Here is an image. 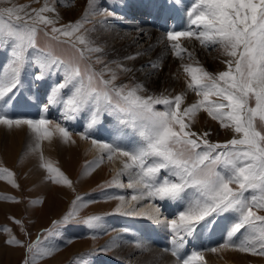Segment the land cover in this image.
I'll return each instance as SVG.
<instances>
[{"label": "snow or ice", "instance_id": "6c2138e0", "mask_svg": "<svg viewBox=\"0 0 264 264\" xmlns=\"http://www.w3.org/2000/svg\"><path fill=\"white\" fill-rule=\"evenodd\" d=\"M89 2L91 6L94 0ZM175 2L179 4L181 0ZM26 8L13 6L0 13V46L9 43L13 46L12 59L0 74V101L6 105V98L11 99L18 89L27 53L36 49L40 53L37 63L41 69L37 79H42L45 72H63V80L53 87L48 102L57 103L60 91L70 86V94L62 101L66 119H75L74 114L90 108L92 116L87 128L91 129L100 113H115L120 123L138 137V142L127 148L91 140L93 146L107 153L109 161L124 158L121 160L123 169L114 177L112 186L125 187L119 177L123 171H129L130 181L126 186L137 192L130 197L132 201L149 198L181 206L175 218L161 220L160 206L152 207L151 212L129 211L128 197L108 196V199L120 201L117 214L144 215L165 224L173 234L171 255L178 264H205L206 252L218 253L225 249L264 256V215L259 214L264 212V0H191L186 7L187 29L167 32L168 41L195 39L203 48L222 51L229 58L223 61L227 69L215 74L207 71L199 61L181 65L187 77V89L200 98L185 107H182L186 98L184 92L174 97L145 95L147 89L142 84L117 85V72L107 65L101 72L91 65L81 67L83 50L79 51L78 60L66 61L38 49V25L52 26L54 33L75 37L78 44L87 45L86 38L77 35L83 21L56 28V21L44 15L54 11L47 4L30 12ZM21 20L22 24L13 22ZM171 47L177 58L183 60L182 53L187 52L188 59H193V54L179 43ZM89 50L101 51L99 48ZM96 62L103 63L99 58ZM116 67L120 71H130L122 64ZM151 67L159 65L152 63ZM105 74L110 75V79H105ZM157 105H163L164 110H159ZM200 112L207 113L221 128L230 129L233 138L223 144L212 143L207 139L210 133L192 131V122ZM0 125L9 129L27 126L37 146L44 140L51 141L57 134L65 143L72 141V133L67 128L58 123L53 126V121L43 116L35 120L13 119L0 107ZM80 135L81 139H89L86 132ZM41 161L40 166L49 179L72 187V181L50 161H45L42 154ZM0 179L18 187L14 173L6 168L0 169ZM87 203L77 197L63 223L76 220L79 209ZM225 214H232L233 219L222 243L181 255L185 237L193 236L198 228L207 229L216 217ZM101 219L91 216L82 223L95 230L101 227ZM237 234L242 238L234 240ZM7 243L24 247L15 237ZM137 247L141 245L137 243ZM27 251L32 254V264L54 254V249L42 246L40 240L29 244ZM76 264L84 262L77 260Z\"/></svg>", "mask_w": 264, "mask_h": 264}, {"label": "rangeland", "instance_id": "374dc122", "mask_svg": "<svg viewBox=\"0 0 264 264\" xmlns=\"http://www.w3.org/2000/svg\"><path fill=\"white\" fill-rule=\"evenodd\" d=\"M77 1L78 0H11V3H9L8 0H0V13H3L5 8L13 6H27L26 11L30 12L33 9L38 10L47 4L48 7L54 9V11L46 12L44 15L56 21L54 25L56 28H64L66 25L83 21L81 32L77 33V35H83L88 41L87 45L78 44L75 37L68 38L60 36L58 33H54L52 31V26L38 25L39 31L36 36L38 49L43 50V52H51L66 61L78 60L79 51L83 50V59L79 61L81 67L91 65L97 72H101L107 65L117 72L118 79L115 82L117 85L132 86L140 84L131 69L128 72H124L120 71L116 66L117 64H122L124 66L123 62L127 60L129 56H133V53L141 54L143 52L142 47L145 46V43H148L151 39V35L147 36V34H142V39H135L134 42H131L132 46L130 45V47H128L124 43L126 40L129 41L132 37L128 36L129 32L137 31L138 28L136 26H124L116 20V18L124 16L122 9L112 7L110 3L104 0H94L91 6L89 1L80 0L81 2H84V4H87V8L93 7V10L90 11L93 15L90 14L91 17L87 15L85 18L82 15L81 8H76L73 4V2ZM151 3H157V5L159 4L158 6L164 5V2H157L156 0L155 2L151 1ZM171 8L172 13L162 19L163 27L160 29L162 32L160 37H163V39L158 44L162 50L166 48L162 46L165 45L163 42L177 43L167 40V32L182 31L180 15L172 17L176 8L174 6ZM139 15L140 14L137 11H133L129 14V20H131V22L143 21L149 24L154 23V19H152L149 14L145 15V19L139 17ZM88 17L90 19H88ZM5 19H7V17H5ZM13 22L16 24H22L23 20ZM89 24L92 26L91 28L88 27ZM90 33L92 35H90ZM90 48H99L101 51H90ZM131 48H133V53L122 54L128 49L130 51ZM193 50L194 49L191 51L193 54L192 60L188 59L187 52L182 53L184 56L183 60L177 58L173 52H168L169 55L167 53L163 59L156 61V64L159 65V71H162L164 69L163 66L166 64L167 75H169L172 80V83L167 82L165 85L164 82L163 84L161 83L166 87L167 85L169 86L166 91L169 94L168 96L174 97L182 92L186 93L189 91L186 86L187 77L181 67L182 64H195V61H199L207 71L213 74L225 71L226 68L223 61L227 59H225L222 53L214 55V51L216 50L205 49L208 59H200ZM12 53L13 46L11 43L0 46L1 72L3 71V68L7 67L12 59ZM39 55L40 53L36 49H30L28 51L27 59L21 72V83L25 78H29L31 79V84L33 86H38L51 77L58 79L59 83L62 82V70L45 72L43 73L42 79L36 78L41 75V69L37 63ZM145 55L147 58L151 57L149 53H145ZM97 58L101 59L103 63H97ZM104 78L110 79V75L105 74ZM53 86L49 83L50 88H53ZM155 90L158 89L156 88ZM16 92L17 89L14 90L13 95H15ZM66 92L68 93L67 95L70 94V86L69 88L62 89L60 94L63 95ZM146 93L144 94H159V92L153 90L147 91ZM60 94L58 98L60 97ZM67 95L63 97V100L67 98ZM213 98L215 99V97ZM49 106L52 105L49 103ZM41 108L43 109V107ZM41 108L38 109V113L32 117H27V115L26 117L22 116L21 114H23V112L16 115L8 114V116L13 119L22 118L33 120L39 119L43 116L44 118L53 121V126L57 124L54 122V119L47 116V113L42 114L41 112L43 111H41ZM157 108L159 110H164L163 105H157ZM45 109L47 108L45 107ZM87 109L88 108L81 112L87 111ZM104 113L105 115L117 116L115 113ZM62 124V127L67 128L72 133V140L75 142L73 143L72 141H69L71 146L69 145L68 148H63V156L62 158L60 157L59 160L58 157L53 158L45 154L43 151H39L37 154L39 156L38 170L35 169L30 161L33 155L32 149L25 145V138L21 139L18 137L21 136L20 133L23 132L24 129H27V126L22 125L18 128L14 126L10 129L11 133L9 132V136L0 137V169L6 168L14 173L15 184L18 185V187H16L12 183H9L8 180L0 179V197L10 198H0V264H25V261L32 264V254L28 253L27 247L29 244H33L38 240L42 241V246L54 249V254L38 259L36 264H76L77 260L83 261L84 264H158V260L152 257L149 259L146 247L142 246H144L146 240H150L158 248L171 251L174 247L171 242L173 238L172 232L166 228L167 226L161 228L154 223H148L142 220H130L125 216L114 221V224L104 225L102 219L105 213L117 214L116 206L118 201L115 199H108L107 197L111 195H121L122 189L127 187V181L124 179L120 180L125 187L112 186V181L114 177H116L114 168L109 167L103 162L97 161L92 156L90 157L88 154L89 150H86L85 152V149L82 147L80 135L82 132L79 131V129L72 130L65 124ZM208 126L207 130H201V127L192 123L191 130L194 132L198 131L197 133L200 134L204 132L210 133L207 139L212 143L223 144L234 136V133L230 129L221 128L218 122ZM215 126L217 131L215 130ZM219 134H221V136ZM225 135L228 136V138L225 137ZM55 136L59 137L58 134ZM88 136V140L91 141L94 139L90 135ZM59 139L61 138L59 137ZM101 141L107 143L106 140L102 139ZM72 149H76L77 155L75 154L74 156L71 154ZM41 154L45 161H50L72 181L71 188L66 185L54 183L48 178V173L40 166L42 163ZM65 154L67 155L65 156ZM53 160L54 162H52ZM97 164L98 166H96ZM86 166L89 167L86 168ZM98 171H100V173ZM88 174L90 175L88 176ZM51 184L53 186L55 185L54 188H57L58 193L55 196L49 195L48 191L50 190ZM42 189L43 193L40 192ZM77 197L83 198V201L88 203L86 206L79 209V216L76 220L65 224L63 223V218L72 210L73 201H75ZM177 213H169L168 219L175 218ZM260 213L264 215V212ZM91 216L102 217L99 222L101 225L100 228L95 230L89 229L82 223V221ZM225 216H227V214H225ZM223 217L224 215L216 217L214 222L207 229L198 228L197 232L193 234V237H185V248L189 249V251L201 249V245H194L192 240L196 237L201 241L200 239L201 237H204V233L206 234L204 239L208 238L209 248L222 243L226 236L227 226L218 230L215 237H213L211 230H215L216 227H218L219 222ZM16 221H19V223H16ZM222 222H224V220ZM231 222L232 221H230V223ZM228 227H230V225ZM4 229H9L10 231L5 232ZM125 229L127 231H125ZM208 231L211 233L209 234ZM49 232H52L53 235H48ZM93 235L96 236V239L92 238ZM13 237L19 240L24 247L9 245L7 241ZM237 238H239V236ZM233 239H235V237ZM137 243H139L141 247H137ZM224 252L221 250L218 253L213 254L214 256L217 255L216 257H221L225 254ZM257 258H260L261 261L263 260V263L259 264H264V256L258 255Z\"/></svg>", "mask_w": 264, "mask_h": 264}, {"label": "bare ground", "instance_id": "6f19581e", "mask_svg": "<svg viewBox=\"0 0 264 264\" xmlns=\"http://www.w3.org/2000/svg\"><path fill=\"white\" fill-rule=\"evenodd\" d=\"M85 1H89V0H85ZM104 1H107L108 3H110L112 5V7L122 9V11H123L122 13L124 14V16L116 18V20L120 24L127 26V27L128 26H132V27L136 26L138 28L137 31L129 32L128 36L129 37L132 36V37H131V39H129V41H127V40L125 41L124 44L126 46L130 47L131 42H134L135 39H137V38L142 39L143 38L142 34H147V36L151 35L150 36L151 39L148 41V43H145V46L142 47L143 48L142 53H144V54L135 53L136 54L135 55L133 53V48H131L130 51L128 49V50H126L125 53L124 52L122 53V54L133 53V56H129V57H135L134 59L125 60L123 62L124 66L128 69H131L134 72L135 76L137 77V81L140 84H142L147 89V91H152V90L155 92L157 91V92H159V94H157V95H161V94L169 95L166 92L167 87L169 88V86L167 85V87H166L164 85L167 82L172 83V80H171L170 76L167 75V73H168L166 71L167 67H165L166 64H165V66H163L164 69L162 71H159L158 67L152 68L151 64L156 63V61L159 59H163V57H165L168 52H173L172 47H171V45L173 43H171V42H163L165 45H162V46L166 47L163 50L158 46V44L163 39V37H160V34L162 33L160 29H162V27H163L162 19L165 16H169L172 13L171 7L174 6L176 8V10L173 12L172 17H174L176 15H180V22L182 23L181 24L182 30H186L187 25H188V18L186 16V7L190 4L191 0H181V2L179 4H177L175 2V0H156L157 2H164L163 6L162 5L158 6L159 4L157 5V3L152 4L151 1L155 2V0H104ZM73 4L75 5L76 8H81L82 15L85 18L87 15L91 17L90 14H92V13H90V11L93 10V7L87 8V4H84V2H81L80 0H78L77 2H73ZM133 11L134 12L137 11L140 14L139 17H141L142 19H145V15L149 14V16L152 19H154L153 20L154 23L149 24V23L143 22V21H140V22H133L132 21L131 22V20H129V14H131ZM88 19H90V18L88 17ZM88 27L91 28L92 26H90V24H89ZM90 35H92V34L90 33ZM179 45L182 48L187 49L188 52H191L192 49H194L193 51L196 52L197 57L200 59L201 58L208 59V57L206 55L205 48H203L200 45L199 41H197L195 39L181 38L179 40ZM145 53H149L151 57L147 58ZM221 53H222V51H214V55L215 54H221ZM168 55H169V53H168ZM224 57H225V59H229L226 56H224ZM224 66L227 69V66L225 63H224ZM0 74H2L1 69H0ZM163 82H164V85H162ZM49 83H51L53 86L54 84L56 85L59 82H58V79H54L53 77H51V78H48L47 80H45L42 84H39L38 86H33L31 84V79L25 78L22 81V83H20V86L18 87L16 94L11 96V99L6 98L7 99L6 105L4 104L3 101L0 102V107L3 108L4 114L16 115V114H19L20 112H23V114H21L22 116L26 117V115H27V117H29V116L32 117L33 115L38 113L37 112L38 109L43 107V109L41 108L42 109L41 111H43L41 113L42 114L47 113V116H50V118L55 120L54 122H56L60 125L62 123H64L66 126H68L69 129L71 128L72 130H78L79 129V131H81L82 133L86 132L87 135H90L92 138H94L95 140H97L101 143H103L101 141L103 139V140H106L107 143H116L121 147L127 148L131 144L138 142V137L132 132V130L130 128H128L126 125L121 124L118 116H115V115H105L104 112L100 113L98 116L97 123L91 129L87 128V125L90 122L91 116H92V109H90V108H88L87 111H83L79 114H74L75 119H72V120L66 119L65 115H64L65 109H64L62 101H63V97H65L68 93L66 92L63 95L60 94V97L57 99V103L51 104L52 106H49L48 101H49V97H50L52 89H53V88L49 87ZM156 88L158 90H155ZM151 95H152V93H151ZM197 98L199 99V97H197L195 95V93H193L191 91H187L185 102H184V105H182V107L190 105L191 103L195 102L197 100ZM42 103L44 106L42 105ZM45 107L47 108L46 111H45ZM192 123L201 127V130H204V129L207 130V128L209 127L208 125L213 124V123H217V121L212 120L207 115V113L200 112L195 117V120ZM64 124H62V125H64ZM216 126H215V130L217 129ZM10 131L11 130L9 128H7V126L0 125V137L9 136ZM20 134H21V136H18V137H20L21 139L25 138L24 139L25 145L28 148L32 149L33 155H32V158L30 161L34 165L35 169H37V170L39 169L38 168L39 167V165H38L39 156L37 155L39 151H43L45 154H47L48 156H51L53 158L58 157V160H59V158L60 157L62 158V156H63V152H64V151H62L63 148L64 147L68 148L69 145L71 146L70 142L65 143L62 141V139H59V137H56V136H54L51 139V141L44 140V141L40 142L39 146H37V140H36L34 134H32L28 128L24 129L23 132H21ZM221 134H219V135L221 136ZM226 135H225V137L228 138V136H226ZM229 136H231V135H229ZM1 139H3V138H1ZM81 140H82V147L85 149V152H86V150H89L88 154L90 155V157L92 156L97 161L103 162L104 164L108 165L109 167H113L115 170L116 176H117L118 172H121V170L123 169V165L121 163V160L124 158L116 157L114 160L109 161L107 159V153L106 152L102 151L98 147L93 146L90 140H84V139H81ZM221 140H222V138H221ZM224 140H226V139H224ZM72 141H74V140H72ZM6 144H7V142H6ZM67 148H66V151H67ZM73 148H74V146H73ZM4 149H6V148H4ZM66 151H65V153H66ZM5 152H6V150H5ZM71 152H72L71 154L75 156L76 149H72ZM79 154H80V152H79ZM66 155L67 154H65V156ZM101 157H103L102 160H101ZM56 161H57V159H56ZM52 162H54V160ZM71 165H73V164H71ZM98 168H100V167H98ZM79 172H80V170H79ZM98 172L100 173V171H98ZM89 175L90 174H88V176ZM77 177H78V175H77ZM119 178H120V180H122V179L126 180L127 181L126 184H128L130 181L129 171H123ZM41 184H42V182H41ZM52 186L53 185L51 184L50 190L48 192H49V195L55 196L58 193V191H57V188H54L55 185L53 186V188H52ZM40 192L43 193V189ZM135 194H137L135 189L128 188V187L122 189L121 195L128 197L127 203L130 205V207L128 208L129 211L135 209L137 211H142V212H151L152 207L160 206V208H161L160 219L161 220H167L169 213H177L178 211L181 210V206L179 204L169 203L167 201L151 200L149 198L141 199L139 201H132L130 199V197L132 195H135ZM119 204H120V201H118L116 208L118 207ZM259 214L262 215L261 213H259ZM122 216H125L130 220H142V221H146L148 223H154V224H156V226L161 227V228H164V226H166L163 223H156L154 220L149 219L147 216H144V215H122V214H114V213H105L104 217L102 219V223L104 225H110L112 223L114 224V221L118 220ZM232 219H233L232 214H227V216L224 215L222 220L219 222L218 227H216L215 230H211L213 237H215L218 230L225 228V226H227V229H228L229 228L228 226L231 225V223H232V222L230 223V221H232ZM223 220H224V222H222ZM208 233L210 234L211 232L208 231ZM238 236H239V238H242V237H240V234H238L234 240H237ZM205 237H206V234L204 233V237H201V239H200L201 241H199V239L196 237L193 238L192 241L194 242V245H201V248L202 247L209 248L208 238L204 239ZM141 244H142V242H141ZM142 247H146V250H147L146 252L148 253L149 259H150V257H152V258L158 260L159 261L158 264H178V261L176 260V258L171 255V251H169L167 249L163 250V249L158 248L150 240L149 241L146 240L144 242V246H142ZM188 252H190L189 249H186L184 247L181 250V255H184L185 253H188ZM223 252H224V250H223ZM224 253L225 254L221 257L219 256L220 257L219 258V257H216L217 255L214 256V254L211 252H206L205 253V264H259V263H263V260L261 261L260 258H257L258 255H252L250 253H244V252L236 251L233 249H225ZM141 257H142V255H141Z\"/></svg>", "mask_w": 264, "mask_h": 264}]
</instances>
